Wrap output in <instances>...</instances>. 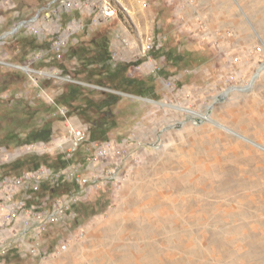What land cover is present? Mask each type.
Instances as JSON below:
<instances>
[{"label":"rangeland","instance_id":"1","mask_svg":"<svg viewBox=\"0 0 264 264\" xmlns=\"http://www.w3.org/2000/svg\"><path fill=\"white\" fill-rule=\"evenodd\" d=\"M106 1L116 14L94 25ZM22 21L0 38V175L55 164L67 120L91 127L69 106L54 114L70 83L119 96L107 137L128 159L90 212L26 238L41 253L0 210V264H264V0H0V36ZM74 21L84 29L53 59ZM98 32L115 52L100 82L69 53ZM45 124L49 150L28 149L44 140L20 138Z\"/></svg>","mask_w":264,"mask_h":264},{"label":"built area","instance_id":"2","mask_svg":"<svg viewBox=\"0 0 264 264\" xmlns=\"http://www.w3.org/2000/svg\"><path fill=\"white\" fill-rule=\"evenodd\" d=\"M80 1L73 2V6H80ZM116 14L115 7L108 1L103 2L100 7V15L94 21V25L107 21ZM74 21L68 26V32H60L52 38L51 48L54 55L61 59L67 51L70 35L84 29V25ZM32 25V24H31ZM36 33L37 29L31 27ZM152 46L161 48L162 38L157 37ZM112 50V57L114 56ZM29 68L28 66H25ZM66 107L58 106L55 115L67 117ZM47 141L27 145L28 149L39 146L47 147ZM112 141L89 139V128L86 125H76L66 121V134L62 138L55 139L49 151H59L65 159H74L78 152L85 151V160L74 161L64 167L55 168L48 164H42L34 169L23 171L20 174L8 173L0 175V190L3 198H0V210L7 211L5 221L14 222L21 218L22 229L16 235L17 242L26 245L32 254L41 253L37 244H27L26 238L40 239L43 233L52 225L63 223L68 215L76 218L77 205L85 201L90 191L99 189L101 184L116 181L119 170L124 164L127 150ZM114 163H111V162ZM111 163L113 168L106 170L103 166ZM89 170L88 173L84 169ZM120 178V177H119ZM71 183L74 188L55 196L48 192L42 194L43 187L61 186ZM26 193L28 196L18 194ZM41 198V199H40ZM40 199V200H39ZM67 248V243L62 241L61 250ZM47 251L44 253L46 254Z\"/></svg>","mask_w":264,"mask_h":264},{"label":"trees","instance_id":"3","mask_svg":"<svg viewBox=\"0 0 264 264\" xmlns=\"http://www.w3.org/2000/svg\"><path fill=\"white\" fill-rule=\"evenodd\" d=\"M69 53L71 57H76L78 60H82V66L77 70L78 73L85 74V79L96 80L95 77H97L99 82L102 80L103 75L107 72L105 69L107 67L106 65L112 58V48L110 41L108 40V37L101 32L96 34V36L90 41V44H79L77 46H73L70 48ZM53 59L59 60L55 55H53ZM93 91V89L88 88V86L86 87L84 84L70 83L67 89L58 96V100L61 106L66 108L69 106L73 108V110L76 111V113L81 116L82 119L91 125L89 128L90 141L106 140L108 139L107 134L113 127V122L115 120L114 107L117 105L120 98L118 95L106 91H103L102 95L96 98L91 96ZM67 110L71 112L70 109ZM51 135V125L45 124L40 128L30 129L28 134L20 139H23L22 141L24 142L32 141V139L34 141H48L50 140ZM84 160L85 151L81 150L77 153L74 159L67 160L62 155H59L55 164L45 161L44 163L37 162V165L30 169H34L42 164H48L55 168H60L73 163L74 161L82 162ZM22 172L23 171H10L6 172L5 174H20ZM73 187L74 185L71 183H64L59 187L45 185L42 189V193H40V196L48 192L55 196L57 194H61L62 191L64 193L68 190H71ZM79 207H84L86 212L91 211V206L89 204H85V202H81L76 208Z\"/></svg>","mask_w":264,"mask_h":264},{"label":"water","instance_id":"4","mask_svg":"<svg viewBox=\"0 0 264 264\" xmlns=\"http://www.w3.org/2000/svg\"><path fill=\"white\" fill-rule=\"evenodd\" d=\"M27 21H22V22H20V24L18 25V26H16L12 31H10V32H8V33H6V34H4V35H2V36H0V38H3V37H6V36H8V35H10V34H13L22 24H24V23H26Z\"/></svg>","mask_w":264,"mask_h":264},{"label":"bare ground","instance_id":"5","mask_svg":"<svg viewBox=\"0 0 264 264\" xmlns=\"http://www.w3.org/2000/svg\"><path fill=\"white\" fill-rule=\"evenodd\" d=\"M182 109H183V108H182ZM185 110L190 111V112H194L193 110H190V109H185ZM194 113H197V114H198L199 116H201L202 118H207V119L211 120V118H210L209 116L205 115V114H202V113H200V112H194ZM216 124H218V125L224 127V126H223L222 124H220V123H217V122H216Z\"/></svg>","mask_w":264,"mask_h":264}]
</instances>
